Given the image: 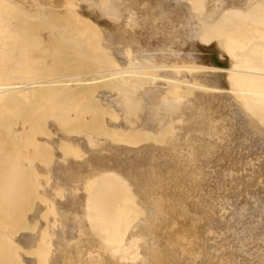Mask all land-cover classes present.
Here are the masks:
<instances>
[{"label": "bare ground", "instance_id": "6f19581e", "mask_svg": "<svg viewBox=\"0 0 264 264\" xmlns=\"http://www.w3.org/2000/svg\"><path fill=\"white\" fill-rule=\"evenodd\" d=\"M20 1L21 3L23 1L25 2V0L23 1L20 0ZM26 1L28 3L29 0H26ZM101 1H98L99 5ZM113 1L117 2L119 6L120 5L126 6L129 2L131 4V1H133L134 3L140 1L141 4L142 3L148 4L149 2V0H145L146 2L145 1L142 2L141 0H112L111 4L110 2L107 3L110 5L107 6L106 8L110 6L112 8ZM156 1L157 0H155V2ZM165 1H167L166 4L164 3ZM38 2L40 3L42 1H38ZM89 2H91V0ZM94 2L95 3H92V4H96L95 0ZM106 2L107 0H105V3ZM152 2L153 0L150 1L149 5H151ZM105 3L103 5H105ZM134 3H132V5L129 4L130 8L134 6ZM140 3H136V4H140ZM163 3L166 6L167 5L168 6L167 7L165 6L164 9H161V10L166 11L171 15V18L168 19V21L170 22V20H172L174 24L176 22L177 23L179 22L180 26L179 24H176V25H178V27L180 28L184 24L185 28L182 27L180 30L181 32L183 29L184 30L186 29V31L183 30V33L181 36L182 39L179 36L180 32L178 35V37H180L181 40L185 41L184 43H182L183 41L181 42L180 39L178 40L177 38L176 39L174 38L176 36L174 29H173L174 32H172V34H174V37L170 35L174 38L173 42L174 41L176 42V46L180 42L182 44L180 43V45L178 44V46H183L181 47L183 49V50L181 49V51H183L181 55L178 54V56H174L176 59L175 58L172 59V57H173V54L175 55L177 53H173V54L171 53L172 54L171 59L167 58L169 54L166 52L168 54L167 55L165 51H168V50L163 51L165 53V57L164 56L163 58L160 57L161 59H153V58L147 57L148 56L146 55L147 52L143 53L140 50H145L150 53V49L152 48H150L149 42H146V44L148 43L147 45L150 49L148 50L142 49L143 46L142 48L140 46L139 47L140 50L138 49L139 50L138 53L141 52L143 55H140V53L136 54L135 52L137 51L138 44L134 42L138 41L140 38L137 40L135 39V41L133 42L137 46L136 47L133 45V49L134 47H136V51L132 49V44H131L132 42L130 40L131 38L134 39V38L139 37V35L142 32L138 35L135 33L127 35L126 33L129 30L125 31L123 27L119 28L118 26L120 25L118 26L115 25V26L117 27L118 31L120 29L124 31V33L123 32L121 33L120 32L121 30H120L119 33H121L122 35L126 34L127 35L126 37H128V39L130 38L129 41L131 42L130 43L131 49L133 50V53H134L132 55L133 57H131L130 55L132 54L131 53L132 50L127 47V43H126V45L124 46L121 45V47H124V48L127 47L128 49H130L131 52L129 53V51H127V48H126V51L129 53L128 54L129 56H128L127 52L126 53L124 52L125 50L120 49L122 50V52H124L123 56L125 57L126 55L125 57L126 59L125 58L123 59V57L121 58L123 60H128L127 58L131 57L132 59H137V60L133 61L131 59L133 61L131 62L129 58V61H130L129 64H127L129 61L128 62L126 61L127 63H125V61L123 62V60L122 61L120 60L122 64H120L119 62V65H118V63L116 62L117 66H114V69L112 68L113 67L112 65L114 64H111V66H109L110 64L107 63L108 61H111L112 58H110V60L106 59L107 61L103 63L104 64L103 66H101L103 61H101V63L100 61H98V58L99 60H101L103 54H105L103 55L104 56L103 58H105L108 55H111L112 54L111 52L114 49H112V51L109 50V52H108V49L104 50V51H107V53H103L100 56L101 58L100 57L96 58L97 62H93V59H92L91 64L99 62L101 65L95 64V67H93L94 65L92 67L90 66L88 67L87 66L88 63L85 60V62L87 63L86 66L79 65L80 67L78 66L79 68L78 67L76 68V67H73V65L74 66L78 65L77 63L75 64L76 62L75 61L74 64L70 63L71 64L70 66L72 67L67 68L69 64L67 66L65 65L66 67L57 66L58 68L62 67L61 71L63 72L60 73L59 69L53 66L51 67L47 65L46 66L47 68H44L45 66L43 63L45 61L43 62L42 60H39V61H42L41 62L42 65L40 67L39 61L35 63L36 60H34L33 58H32L33 60L29 59L30 57L28 58L27 55H24L26 54V52H28V50L25 49V46L22 49L20 47V51L23 50L24 52V49L27 50L26 52H24V54L23 52L19 51V48L17 49V52L19 51V53L24 55V57L25 56L27 57V58H24V57L19 56L20 63L18 65L17 63L13 64V62L10 60L11 50L9 47H8L9 52L7 51L6 48L4 50L5 52H2L1 51L2 49L0 48V52L3 53V54H0V56L4 55L5 57L4 59L1 56L2 58L0 57L1 58L0 62L1 61L6 62V63L5 62L2 63V65L7 64L8 60L13 64V65L11 63H9L11 65L7 64L8 69H9V70H6L7 72L5 71L6 68L4 69V66L2 67L3 71H1L0 69V108L5 107V105L6 107L7 105L10 106L9 102L15 99L19 100L17 101V103L21 101L19 104H21L22 106L21 105L20 106L23 107V102H22L23 97L22 96H28L29 94H33L35 96L39 95L41 97V95L49 94L54 90L56 91L60 90L59 92H56L57 96L59 97V95L63 96L65 93L69 94V92L73 93V91L80 92V90L82 91L83 88L85 89L88 88L90 89V91L95 92V94L92 92L94 94L93 97L96 96V91L98 89L99 90L97 91V94L101 92L100 89L104 90L103 92L104 94L102 93L103 96L100 93L102 96L101 98H102V102L104 106H101L102 103L98 101V99L100 98L98 97L99 95L96 96V98L94 99L97 100L95 101V104L98 102L99 105L97 104V106L100 109L96 108V105L92 103V101H90V103L92 104V106L94 104L93 107L95 108H93L92 106H89L90 104L86 106L87 108L88 106L90 107L88 109L90 110V114H91L90 116L88 115L86 118V120L88 119L87 120L88 122L91 118H93V116L95 117L96 113H98L99 115L101 111V114H102L103 110L104 111L106 110V112L110 114V117H112V115L114 114L111 112L117 113L116 115L115 114L113 115V117L115 118L110 119V120L106 119L107 114L104 117V121L105 120L107 121V122L105 121L106 122L105 125L107 124L106 126L108 127H105L103 123L104 121L102 122L101 120V118L105 114L104 112L101 118L98 116L101 121L97 119L98 117L91 119V120L97 119L98 122H100L99 125L102 124L101 126H104V127H101L98 125L97 122H95V125H93L94 127H97L96 125L101 127V128L98 127V130L107 129V128H110V129H107V131L111 130L110 131L111 133L108 132L109 135L103 136L104 140H102L103 138H101L100 133L105 132L107 134V131L99 130L100 137L98 138V141L95 139H90V136L85 138L86 135L84 136V133H81L83 134L84 137L80 136L81 134L75 135L76 133H79L78 131L80 130L76 131L75 134H72L75 130H73V132L71 131L72 135L71 134L70 135L66 134L67 136L62 135L60 133L62 131L60 130L64 131L66 129L65 131L67 132V128H65V125H62V123L56 124L57 122L55 123L53 120V117L50 116L51 118H49V121L50 119H52L51 121H53V123L55 124H52V125L50 124L49 129L46 131L44 130V131L45 133L51 132L52 135L51 133L48 134L49 137L50 136L51 137L49 139L47 138V140H44L46 137L45 138L41 137V138L44 140V143L46 142L47 146L48 144L50 145V143L52 142V145L50 146L52 147V150H50V152L53 151L52 157L54 158L50 157L52 155V153H50L51 155H49V160L52 158L50 161H52L53 159L54 161H52V163L49 161L51 165L47 163L48 165H50L49 168H48V165H47V168L44 166L46 168V171L48 172L46 174L42 173L41 175L42 176L48 175V179H46L45 183H42V185L40 184V186H37L38 189L36 190V193L38 197L41 199V203H39V201L34 202L35 204L33 203L34 205L32 206L30 212L27 215H25L23 219L22 216H24L27 206L30 205L28 204L30 202L29 200H27L29 202L23 201L26 204V205L23 204L24 205L23 207H26L25 209H23L24 213L19 212L21 211L20 208L19 210H16V211H18L19 213V214L17 213L19 215L18 217L19 218L21 217L23 223H25L24 225L25 229L23 231H19L20 233L17 232L15 237L14 236L11 238L8 237L10 241H12L10 243L14 244L16 248L19 250L17 251L19 254L13 251L17 253V255L12 256V258L11 257L9 258L13 259L14 257L17 256L18 260L16 261L17 258L16 259L14 258V259L19 264H41V263L43 264L44 261H45L44 264H72L76 260L75 258L80 257L81 252H82L81 248L82 247L85 248L86 244H89L90 247H96L97 249L99 248L101 249L100 255L101 256L103 255L102 256L103 258L102 257L99 258L101 259L100 261L97 260L100 262V264H167L168 262H170L168 264H171V262H174L175 264V261H176L175 258L177 259L178 255H181L182 253L183 254L187 253L189 255H192V254L188 253V250L186 248H183L181 246V243H180L181 250L180 249L178 250L177 246H179V241L177 240H179L180 237H178L179 235L175 236L174 231L170 230L169 226H168L169 228L167 227L169 229L168 230L169 232L165 234L163 233L161 234L159 232L161 236L163 235V237L158 238L159 233L157 232L160 231V225L162 223L163 225L161 228H163L165 224H168L167 220L173 216L171 214H174V216H178V215L182 216L181 222H183L187 227L188 223L190 225L191 221H193V219L195 218L194 215L197 214V211H196L197 209L195 208L196 207L199 208L200 205H203V206L207 205L209 207L208 209L209 212L215 215V217L213 218V222L212 220L211 222H209V223H213L212 225L209 224L210 226L215 227L212 232L213 237L211 236L212 237L211 242L214 241L213 243L214 245L212 246V243L209 245L213 251L209 250L210 254L209 253L208 254L211 257L209 258L207 257L210 260L209 264H264V0H164ZM45 4L47 3L45 2ZM117 4L116 6L119 7ZM146 4H145V7L143 6L144 4H142L144 8H143V12H140V13L139 12L136 13L137 10L139 11L140 9H142V7L140 6H136V5L134 6V7H137V10L136 8L134 9L133 7L127 10H125L124 8L125 17H123V15H120L121 12L120 14L118 13L119 12L118 9H117L118 16L117 14L116 15L113 14V12L116 13V10L114 11L109 10V12H111L110 14L113 15L111 16L109 15V12H107L108 10L106 9V11L105 10L104 11L107 12L108 15L110 16L108 19L111 20L113 18L110 22L108 19H106V17L105 19H103L104 16L102 18V15L101 14L100 15H101V18L104 21L106 20L105 22L109 24L112 23L113 21V24L111 27L112 29L114 24L116 23L121 24V21H120L121 18L125 19L124 21L125 25L127 24L126 20L127 21L129 20L128 23L129 22L133 23L132 21L134 22L138 21L139 19L137 18L138 20H136L135 17L137 15L141 16L140 14L145 12L144 9L148 7V5ZM159 4L161 5V3ZM152 5L155 6L154 4ZM6 6L7 5L3 6L4 9ZM24 6H25V3H24ZM27 6L28 5L26 4V7ZM31 6L29 8H31ZM91 6L93 7L94 5H91ZM95 6L97 7V5ZM116 6L114 3L113 8L115 7L116 9ZM153 6H151L152 9H153ZM3 7H2V10H3ZM20 7L23 10L22 6ZM26 7L24 9H26ZM120 7L119 9H121ZM138 7L140 9H138ZM38 8H40V6ZM157 8L159 7L157 6ZM157 8H154V9H157ZM161 8H162V5H161ZM100 9L98 11L102 12L103 9L101 11ZM146 9H149V8H146ZM104 11L102 14H104ZM122 11H123V8H122ZM38 12H39V9H38ZM157 13L158 14L160 13L159 10L157 11ZM0 14H2L1 9H0ZM4 14L5 13H3V15ZM153 14L154 12L152 13V15ZM114 15L116 16L115 18H114ZM126 15L128 17L130 16V18L126 17ZM144 15H146L147 17L152 16L151 14L150 16H148V13H145ZM163 15L164 14H162V16ZM165 15H167V13H165ZM29 16L28 17L31 18V15ZM95 16H98V15L96 14ZM167 16L169 17V15ZM8 17H7V20H8ZM117 17H119L120 20ZM142 17L145 18L143 14H142ZM142 17L140 19L144 21L148 20L147 17L145 19H143ZM20 18L22 19V17ZM158 18L162 19V17H157L156 21H159ZM97 19L99 20V16ZM150 19L152 20V17ZM155 19L156 18L154 17L153 19L154 22H155ZM32 20L31 22L34 21ZM115 20H119V21H116V23H114ZM166 21L164 22V19L162 21L166 24L165 26H167V23H168V21L167 23ZM138 22L140 24H136V23H135L136 25L134 23L133 25L127 24L128 25L127 28H129V26H132L134 30L135 28L137 29L136 26L138 25L140 26L141 22L143 21L139 20ZM147 22H150V20ZM27 23L29 22H26V24ZM8 24L9 23H7V25ZM22 24L24 23L22 22L21 24H19V26H22ZM170 24L172 25L173 23L170 22ZM125 25L124 27L126 29ZM143 25H147V24H144L143 22ZM150 25H147L146 27L140 26L142 28H139V27L138 28L139 30H143L144 29L143 27H145V29L148 28V26L151 27V31L147 29V32H146L147 34L151 35L149 32H152V28L154 27H152L153 24H150ZM161 25L163 26L164 24H161ZM1 26H3V24ZM9 26L10 28L13 27L11 25ZM17 27L18 26H16V28ZM22 27L27 28L26 26H22ZM54 27L57 28L56 26ZM116 27L114 28L116 29ZM155 27L157 28V26ZM160 27H158L159 29H155V30L153 29V31H158V30L160 31ZM164 27H162L163 30H164ZM59 28L57 29L60 30ZM65 28H69V27L65 26ZM71 28H69V32L70 30L73 29ZM166 28L170 29L169 26ZM51 29H54V28H51ZM107 29L108 31H110V32L106 31L108 36L110 34L113 35L114 33V36L111 35L110 38L115 37V35L117 34V37H115L117 39H114V38L113 39L114 41L119 40L121 35L118 34V31L115 30L117 32L115 33V31L111 32V29L109 28ZM133 29H131L129 32H132ZM29 30H26V31L29 32ZM31 30H32V27H31ZM137 30L135 31L137 32ZM163 30H161L162 34L164 33ZM22 31H25V30H22ZM165 32H168V31H165ZM169 32L171 33L170 30ZM176 33L178 34V31ZM32 34L34 33L31 32V35ZM64 34L63 36H66ZM3 35L5 36L6 34H3ZM14 35H15V32H14ZM18 35H15V36L17 37ZM104 35H106V33ZM143 35H144V32H143ZM4 36L2 37L1 35V37L5 39L6 37H8V34L5 37ZM19 36H21V34ZM19 36L17 39H19ZM10 37H13V36H10ZM30 37L31 36H29V39L32 40L33 37L31 38ZM37 37H35L33 42L37 40L36 39ZM57 37H58V34H57ZM124 37L120 38V40L121 41L125 40ZM152 37H153V34H152ZM152 37L150 36L148 38L152 39ZM159 37L160 36H158L157 43L158 41H160V39L163 40L162 35H161L162 38L160 37L159 39ZM165 37L168 38L167 36ZM166 38L164 40L167 41ZM113 39H111V41ZM146 39L147 37L145 38V40ZM55 40H57V38ZM141 40L142 39H140L139 41ZM147 40L151 41L149 39ZM169 40L172 41V38H169L168 42H170ZM63 41H64V37H63ZM70 41L72 40L70 39ZM163 41L162 42L160 41V44L162 43V46L161 45L159 46L157 44L160 48L163 47V45L165 46L168 43V42L166 43V41H164L165 43H163ZM33 42H32V45H34ZM175 42L173 44H175ZM36 43L38 44L39 42H36ZM60 43L63 44L62 42ZM76 43H78V41ZM80 43H82V41ZM112 43L110 44L108 43V44L111 45ZM116 43L118 45L119 42L115 41L114 43L115 48L118 49L119 47H116L117 46L115 45ZM28 44H30L29 41H28ZM141 44L143 45L144 43L142 42ZM151 44L152 46H154L155 41H154V44L153 42ZM15 45L18 47L21 46L19 45V43L18 45L15 43ZM32 45H30L31 48H32ZM68 45L70 46V44ZM81 45L83 46V43ZM171 45L170 47L168 46V44L166 45L167 48H169V50L172 49ZM16 46L14 47L16 48ZM82 46H81V49H82ZM66 47L64 46L63 48H65L66 50ZM79 47H80V44H79ZM15 48L13 49L15 50ZM72 48H75V47L72 46ZM154 48L156 49L158 47L156 46ZM173 49L175 50V48ZM82 50H80V52ZM174 50L172 52H174ZM46 52L48 53V51ZM116 52L113 55H116ZM120 52L121 51H118L119 54ZM158 52L156 56H158L159 58L160 54L158 55ZM85 53H88V52H84V54ZM152 53H156V52H154V50L151 51L150 53L151 57L153 55ZM5 54H7V56L9 55V57L5 56ZM119 54L116 56L118 57ZM135 54L137 55L138 58L140 55V58L138 59L137 57H135L136 56ZM40 55L39 57H41ZM55 55L56 54L54 53L53 56ZM76 56L78 55L76 54ZM88 56H90L91 58V55H88ZM120 56L118 57L119 59H121ZM55 57L57 58V56ZM94 57L96 56L94 55ZM6 58H8L7 61H6ZM58 58H60V56ZM69 59H68V62H70ZM96 59L94 58L95 61ZM78 60H81V59L78 58ZM166 61H168L169 63ZM59 62H64V61H62L61 59V61ZM37 63L39 64L34 66V64H37ZM105 63H107L108 65L105 66ZM2 65H0V68ZM82 65H85V63H83ZM9 66L13 67V68L11 67L13 69L12 71H10L11 68H9ZM117 81L122 83L123 85L127 83L126 84L127 87L126 86L125 87L128 88V91L129 89H131L130 90L131 94L128 92L132 97V99L129 98L130 100H132L130 101V103L127 97H124L123 95L122 96L125 99H122L123 97L120 94L118 95H120L122 98L120 97L119 99L117 98L119 97L118 95L115 98L116 93L115 94L112 93V95H110L111 92L105 93V91H109V90H106V86L104 85L105 86L104 88L103 84L110 83V85L113 86L115 82ZM111 82L114 84H111ZM118 82L115 85L118 84L117 86L119 90L120 89L119 86L122 87L123 85L122 86L121 84L119 85ZM101 84L103 88L100 87ZM94 86L98 87V89L96 90ZM91 87L95 89L96 91L92 90ZM126 88L124 89L121 88L119 93L121 91L125 93ZM88 89L87 91H89ZM108 89H113V88L108 87ZM75 92L73 94H76ZM81 93H83V91ZM92 93H90L91 96H92ZM130 95L128 97H130ZM20 96L22 97V99ZM54 96L55 94L53 96H51L50 94L49 99L55 98V100H57V98ZM69 96H71V94ZM93 97L91 99H93ZM67 98L68 96L65 99ZM52 99L49 101H52ZM94 99H93V102H94ZM115 99L116 100L118 99V102ZM31 100L33 101V98ZM120 100H122V102H119ZM23 101H26V100H23ZM54 101L50 103L53 105ZM5 102H8V104L6 103L4 105ZM70 102H73V101H70ZM70 102H68V104ZM66 103L67 102L64 101V104ZM128 103L129 104L132 103L131 104L132 106L130 105L132 108L129 106L130 109L132 110V114L131 112L130 114L128 113L130 110L128 109L129 107L127 106L129 105ZM39 105H42V104H39ZM85 105L86 104H84L83 106ZM99 106H101L103 109ZM60 107H62V105ZM60 107H58L59 109L56 107L58 111L62 109ZM8 108L10 109V107ZM54 109H55V106H54ZM93 110L95 114H93L94 113ZM133 110L135 111V113H133ZM58 111L55 114V118H54L56 119L55 121L59 120L60 111L59 112ZM66 111L67 113H69L70 111L72 113L73 110L69 109L68 111L66 109ZM75 113L76 112L72 114L74 115ZM66 115H65L66 119L69 118V117L67 118V116L72 117V115H67V116ZM75 115L73 116V118H75ZM130 115H134L135 117H133V119H130L131 117ZM2 116L4 115L2 114ZM116 116H119V118ZM3 118L4 117H2V119ZM82 119L83 118H81L80 120ZM68 120L70 122V120H73V119L69 118ZM86 120H83V121L86 122ZM45 121L46 120H44V122ZM26 122L27 121L25 122L16 121L15 122L16 125L14 127H10L11 129L8 127L10 130H8L7 128L9 133L8 132L6 133H8V135L15 134V135H20V136L22 134H25V132L28 130L27 129L28 123ZM40 122H38L39 123L38 125H40ZM61 122H65V121L61 120ZM2 123L3 121L0 122V124ZM38 125H33V126L38 129ZM44 126H45L44 127L45 129L46 127L48 128L47 125H44ZM62 126H64V128ZM66 126L68 127V125ZM32 128L33 127H31V129ZM97 131H96V135H97ZM113 132L115 134L119 133L118 135H115L118 137V139L120 138L123 139V137L125 138V136L129 134H133L134 138H133L132 143L134 144L132 145L129 142L131 145H125L126 142H124L123 140H120L124 142V144H122L121 142H119V140H117V137L115 141L116 142L118 141V142L117 143L113 142L114 143L113 144L112 140H114L115 137L113 136L114 137L113 138L112 135H110ZM86 134L89 135V133H86ZM0 136L2 137L0 139H3V142L1 143L3 147H5L6 145V143L4 142L5 135L2 136L0 134ZM107 136H109V138ZM119 136L121 137L119 138ZM129 136L131 137V135ZM129 136L126 137L128 138V140L125 139L126 141L131 140L129 139ZM94 137L97 138L96 136ZM20 138L22 139L23 137H19V139ZM35 138L37 139V141L36 139H34L36 142H38L39 140H42V139H38L39 137H35ZM105 138L106 139L111 138L112 140L110 139L111 142H109L110 140H106ZM47 141L50 143H48ZM96 142L97 144H95ZM16 143L17 142H15V144ZM7 147L8 146H6V148ZM50 147L49 146L45 147V149L50 148ZM71 150L76 152V154H73ZM0 151H2L3 153V149ZM79 152H82L83 155L85 153L86 156L82 155L83 156L82 158L81 156L78 155L77 157V154H79ZM2 153L0 152V154ZM72 154L75 160L74 159L72 160V156H71ZM11 157H13V155ZM2 160L3 161H0V162H2V164L4 165L3 162H6L7 159L5 160L2 159ZM9 161L10 163L11 162L14 163L13 159L12 161L8 160V163ZM23 162L25 161L23 160ZM25 163L27 165L28 162L26 161ZM4 166L8 169L7 166H10V165L7 164ZM4 166L3 168L4 170H6ZM18 167L20 169V166ZM38 167L36 168L37 170L39 169ZM31 168L34 169V167L32 166ZM21 169L23 170V168ZM21 169L20 171L23 173ZM4 170L2 169V172L0 170V173L2 174V177H0V179L2 180L4 175H7V177L10 178V180H7L9 181V183L7 184L10 185V182L12 179L11 178L12 176L10 175H11L12 170L11 171L9 170L7 173L5 171L6 174H4ZM38 171H36L37 172V174L35 173L36 175H38L39 172L41 173L42 169L39 172ZM37 183H38V179H37ZM161 183L163 185L162 187L161 186L159 187V184ZM22 184H24V182H22ZM160 188H161V193H159ZM23 190H24V187H23ZM204 190H206V194H203L205 193ZM16 193L19 194V191ZM23 193H22L23 196L27 195L25 194V191H23ZM22 194L19 195L18 197L20 198ZM27 196H29V194ZM27 196H24V197L27 199ZM11 197H13V194ZM16 198L14 200H16ZM28 198L30 199V196ZM198 198H199L200 204H197L198 201L197 203L195 201V199H198ZM19 202L21 201H18V203L17 202L16 203L19 204ZM21 205L19 206L21 207ZM14 207H16V209L18 208L17 206H14ZM10 208H13V207H10ZM46 209L47 211L50 210L51 212V215L49 217H46V214L44 215ZM1 212H3V210ZM20 214L22 216H20ZM203 214L204 216L206 215V213H203ZM0 215L2 216V214ZM8 215H10V213ZM207 215L209 216L208 213ZM12 216H9V217H12ZM44 216H45L44 218L45 220L42 221V218ZM200 217H201V214L199 215V218ZM21 218L19 219V221L21 220ZM5 220L6 221H4V224L5 222L8 224L7 218ZM8 220L10 222L9 218ZM16 222L18 225L19 222L18 221ZM11 223L13 222L11 221L10 224ZM183 223H180V224L184 226ZM195 226L193 228H195ZM204 227L205 226H203L202 228L205 229ZM185 229H184V233L182 232V229H181L180 230L181 233L185 234ZM198 231L196 232L198 233ZM188 234L192 235V233H188ZM187 237L189 238V236ZM201 239H203V236L201 237ZM197 241H200V240H197ZM222 242H224L223 245H222ZM43 243H45L44 248H43ZM192 243L194 244L193 241ZM208 244L206 243V246ZM167 246L169 247V249L166 248ZM191 247H188V248L190 249ZM201 247L202 246L200 244L199 248ZM7 248L5 249L7 250ZM9 248L7 252L6 250H3V251L9 254L11 252ZM20 250L22 252H20ZM85 251L82 253H85ZM28 252H33V253L35 252L36 257L34 258H31V256L28 257L26 255V253ZM93 252H97V251H93ZM20 253L22 255H20ZM6 255L5 257H8V255L7 256ZM97 256H99V254H97ZM201 256H204V255H201ZM188 257H191V256H188ZM194 257L195 256H193L192 258ZM9 258L5 259L3 257L2 260L9 261L10 260ZM82 258L80 257V263L82 261L81 260ZM182 258H183L182 259L183 264H194L193 261H189V259L185 257H182ZM71 260L73 262L69 263ZM86 260H87V257H86ZM172 260H175V261H172ZM3 262L4 261H1L0 264ZM75 262L73 264H75ZM94 262L96 263V261ZM177 262H178V259H177ZM195 262H197V260ZM203 262H201V264ZM205 262H207V260ZM6 263L4 262V264ZM85 263H87V261ZM179 263L180 262H178V264Z\"/></svg>", "mask_w": 264, "mask_h": 264}, {"label": "rangeland", "instance_id": "374dc122", "mask_svg": "<svg viewBox=\"0 0 264 264\" xmlns=\"http://www.w3.org/2000/svg\"><path fill=\"white\" fill-rule=\"evenodd\" d=\"M5 1V2H4ZM15 0H0V9H1V13L2 14H0L1 16H0V29L1 28H3L4 26V28L3 29H1V31H0V48L2 49L1 51L2 52H5L4 50H5V48L7 49V51L9 50L8 49V47L10 48V50H11V56H10V60L13 62V64H15V63H17V65L20 63V61H19V56H21V57H24V55H27V57L29 58V59H31V60H36L35 61V63L37 62V61H39V60H42L44 63V68H47L46 66L48 65V66H53V67H56V68H58V67H60V66H62V67H66L68 64V66H67V68L68 67H72V66H70L71 64H74V62H75V64L77 63L78 65H76V66H74L73 65V67H78L79 65H81V66H86V64L88 63V67L90 66V67H92L93 65V67H95V64H97V65H99L100 63H101V61H103L102 62V65L101 66H103L104 64V62L105 61H107V60H110V58H112L111 59V61H108L107 63L108 64H110L109 66H111V64H114V65H112L113 67V69H114V66H117V63H118V65H119V62H120V64H122V60L126 57V55H125V57L123 56L124 55V52L126 53L127 51H129V53L131 52L130 51V49H131V44H132V49H133V45L134 46H136V44H138V47H137V51H136V47H134V49L133 50H135L134 52L136 53V54H139L140 53V55H143L141 52H147V54L146 55H148L147 57H150V58H153V59H161V58H163V56L165 57V53L168 55V57L167 58H170L171 59V57H172V54L173 53H177V54H173V57H172V59H174L175 57L174 56H178V54H180L181 55V53L183 52V51H181V47H183V46H178V44L180 45V43L183 41V40H181L182 39V33H183V30H182V32L180 31L181 30V28L183 27V28H185V26H184V24L182 25V27L180 28V27H178V25H176V24H179V22L177 23H175L174 24V22L172 21V20H170V22L171 23H173L172 25L170 24V22L168 21V19H170L171 18V15L168 13V12H166V11H163V10H161V9H164V7L166 6L165 4H166V2L167 1H165L164 3H163V1L164 0H157L156 2H158V3H156L155 2V0H153V2L151 3V5H149V3H150V1H152V0H149V2H148V4H146V3H142V4H144L143 6L145 7V4L146 5H148V7H146V8H149V9H144L145 10V12L144 13H141L140 15L141 16H139V15H137L135 18H136V20H141V21H143L144 22V24H147V25H150V24H153V26L152 27H154V28H152V32H149V30L151 31V27H149L148 26V28H146L145 29V27L147 26V25H143V22H141V25L140 26H145V27H143L144 29L143 30H139V28H142V27H140L139 25L138 26H136L137 27V29L140 31H138L136 28H135V26H134V28H135V30H137V32L132 28V26H129V28H131V29H133V31L132 32H129L131 29H129V28H127L128 27V25L129 24H132L133 25V23L135 24H140L138 21H136V22H134V21H132V19H131V21L133 22V23H128V21L126 20V22H127V24L125 25V19H123V18H121V20H120V18L119 17H121V16H119V17H117V18H119V20L121 21V24L119 23V24H117L116 23V21H119V20H115L114 21V23H116V24H114V26H113V28L114 27H116L115 25H120V26H118L119 28L121 27H123L124 28V30L125 31H128L126 34L128 35H130V34H140L141 32V34L139 35V37H137V38H131V40H130V38L128 39V37H126L127 35L126 34H124V35H122L121 33L123 32L124 33V31L122 30V29H120L119 31L121 32V33H119V31H118V29H117V27H116V29L114 28V30H113V28L111 29V27H112V24H113V21H112V23H107V22H105L103 19H105V17H106V19H108L110 16L109 15H111L110 13L111 12H109V10L111 11V10H116V13L115 12H113V14H117V12H118V10H119V14H120V12H121V14L120 15H123V17H125V11H124V8H125V10H127V9H129L130 8V5H132V3H134L133 1H131V4H130V2L126 5V6H122V5H120L119 6V4H117V2H115V1H113V5H112V8H111V6L110 7H108V8H106L107 6H109L110 4H111V2H112V0H107V2L105 3V0H103V1H101V0H95L96 1V4H92V3H95L94 2V0H91V2H89L90 0H38V1H42V2H38L37 0H29L28 1V3H27V1L25 0V2L23 1L22 3H23V5H22V3H21V1L20 0H17V1H15ZM20 1V2H19ZM37 1V2H36ZM86 1V2H85ZM98 1H101V3H100V5H99V2ZM142 2H144L145 0H141ZM4 2V3H3ZM19 4H18V3ZM30 2V3H29ZM36 2V3H35ZM45 2L47 3V4H45ZM89 2V3H88ZM108 2H110V4H107ZM146 2V1H145ZM9 3V4H8ZM10 3H11V5H10ZM24 3H25V6H24ZM43 3V4H42ZM76 3V4H75ZM105 3V5H103ZM114 3H115V6H116V4L121 8V9H119V7H117L116 6V9H115V7L113 8V6H114ZM136 3H140V1H138V2H135L134 3V6L136 5V6H140V4H136ZM159 3H161V5H162V8H161V5L159 4ZM26 4L28 5L27 7H26ZM39 4V5H38ZM74 4V5H73ZM84 4V5H83ZM94 5L93 7L91 6V5ZM130 4V5H129ZM142 4H141V6L140 7H142V9H140L139 7H138V9H140V10H142V11H138L137 10V7H134V6H132L134 9L136 8V13L137 12H143V6H142ZM152 4H154L155 6H153ZM4 5H7L6 7H5V9H4ZM13 5V6H12ZM32 5V6H31ZM36 5V6H35ZM43 5V6H42ZM47 5V6H46ZM95 5H97V7L95 6ZM20 6H22V8H23V10L21 9V7ZM31 6V8H29ZM40 6V8H38ZM150 6V7H149ZM151 6H153V9H152V7ZM157 6L159 7V8H157ZM168 6V5H167ZM166 6V7H167ZM2 7H3V10H2ZM12 7V8H11ZM20 7V8H19ZM26 7V9H24ZM45 7V8H44ZM69 9H68V8ZM71 7V8H70ZM82 7H83V9H82ZM86 7V8H85ZM90 7V8H89ZM105 7V8H104ZM131 7V8H132ZM33 8H35V9H33ZM39 9V12H38V9ZM81 8V9H80ZM96 8V9H95ZM97 8H101L100 9V11L102 10V12H99L98 10L99 9H97ZM110 8V9H109ZM122 8H123V11H122ZM130 8V9H131ZM154 8H157L158 10H159V14L157 13V9H154ZM11 9V10H10ZM22 10V11H20V10ZM30 9V10H29ZM106 9L108 10L107 12H109V15H108V13L107 12H105L106 11ZM118 9V10H117ZM25 10H26V12H25ZM53 10V11H52ZM81 10V11H80ZM105 10V11H104ZM121 10V11H120ZM148 12H147V11ZM150 10V11H149ZM155 10V11H154ZM157 10V11H156ZM161 10V11H160ZM12 11H13V13H12ZM17 11V12H16ZM103 11H104V14L106 15H104V14H102L103 13ZM6 12H7V14H6ZM33 12V13H32ZM151 12V13H150ZM154 12V14L152 15V13ZM156 12V13H155ZM161 12H163V13H161ZM3 13H5L4 15H3ZM16 13V14H15ZM17 13H18V15H17ZM49 13V14H48ZM83 15H82V14ZM93 13V14H92ZM122 13H124V14H122ZM138 13V14H139ZM145 13H148V16H150V14L152 15L151 17H152V20L150 19L151 17H147L146 15H144ZM165 13H167V15H169V17L167 16V15H165ZM11 14H13V15H11ZM23 14H24V16H23ZM29 16V15H31V18H29L27 15ZM98 15L99 16V20L97 19L98 18V16H95V15ZM102 15V18H103V16H104V18L102 19L101 18V15ZM142 14H143V16L146 18H148V20H142V19H140L141 17H142ZM155 14H156V16L157 17H162V19L161 18H158L159 19V21H156L157 20V17L155 16ZM160 14H161V16H160ZM162 14H164L163 16H165L166 17V19H165V17H163L162 16ZM13 16V17H11V16ZM22 15V16H21ZM26 15V16H25ZM85 15V16H84ZM114 15V18L116 17ZM9 16V17H8ZM35 17V19H34V17ZM40 16V17H39ZM84 16V17H83ZM108 16V17H107ZM111 16H113V15H111ZM117 16H118V14H117ZM139 16V17H138ZM156 18L155 19V22H157L158 23V25H160V26H162L161 24H164L162 27H164L166 24L164 23L166 20L168 21V23H167V21H166V23H167V26H165L164 27V30H163V28L162 27H160V26H158L157 25V23H155L154 22V17ZM5 17H6V19H5ZM7 17H8V20H7ZM20 17H22V19L20 18ZM28 19H27V18ZM93 17V18H92ZM126 17H128L127 15H126ZM132 17V16H131ZM17 18V19H16ZM21 20H20V19ZM41 18V19H40ZM77 18V19H76ZM81 18V19H80ZM90 18V19H89ZM116 18V19H117ZM128 18H130V16L128 17ZM135 18H134V20H135ZM138 18V19H137ZM143 18V17H142ZM145 18H143V19H145ZM2 19V20H1ZM27 19V20H26ZM34 21H33V20ZM111 19V18H110ZM113 19V18H112ZM111 19V20H112ZM163 19H164V22H162L163 21ZM4 20V21H3ZM13 20V21H12ZM31 20L33 21V22H31ZM46 20V21H45ZM72 20H73V22H72ZM103 20V21H102ZM109 20V19H108ZM111 20H109V22L111 21ZM150 20V22H152V23H150V22H147V21H149ZM2 21V22H1ZM18 21V22H17ZM21 21V22H20ZM20 22V23H19ZM24 23V24H22V26H26L27 28H29V29H27V28H25V27H22V26H19V24H21V23ZM26 22H29V23H27L26 24ZM63 22V23H62ZM124 22V23H123ZM138 22V23H137ZM162 22V23H161ZM7 23H9L8 25H7ZM12 23V24H11ZM16 23V24H15ZM32 25H31V24ZM94 23V24H93ZM126 26V29H125V27H124V25ZM156 25H155V24ZM3 24V26H1ZM14 24V25H13ZM29 24H30V26H29ZM43 25V27H42V25ZM103 24H105V25H103ZM135 24V25H136ZM9 25H11V26H13L12 28H10V26ZM28 25V26H27ZM52 25H54V26H56L57 28H59L60 30H58L57 28H55L54 26H52ZM16 26H18L17 28H16ZM65 26L67 27H69V28H71L72 30H70V32H69V28H65ZM76 26H78V27H76ZM100 26H101V28H100ZM109 28V29H111V32H114L115 30L116 31H118V34L119 35H121L120 36V38H123L124 36V38H125V40H120V38H119V40H115V41H118L119 42V46L117 45V43L115 44V45H117L116 47H119L118 49H116L115 48V46H114V43H115V41H114V39H117V38H115V37H117V34L115 35V37H111L110 38V36L112 35V34H110L109 36L107 35V32H110V31H108V29L106 28ZM151 26V25H150ZM155 26H157V28L155 27ZM169 26V28L170 29H168V28H166V27H168ZM179 26H180V24H179ZM15 27V28H14ZM31 27H32V30H31ZM62 27V28H61ZM139 27V28H138ZM158 27H160V33L158 32V31H153V29L155 30V29H159ZM175 27V28H174ZM178 27V28H177ZM9 28V29H8ZM39 28V29H38ZM51 28H54V29H51ZM96 28V29H95ZM107 29V30H105V29ZM167 30H166V29ZM11 29V30H10ZM14 29H16V30H14ZM17 29H19V30H17ZM65 29V30H64ZM81 29V30H80ZM102 29V30H101ZM104 29V30H103ZM147 29H149L148 30V32L151 34V35H149V34H147L146 32H147ZM173 29H174V31H175V34H176V36L174 37V34H172V32H174L173 31ZM4 30V31H3ZM22 30H25V31H22ZM26 30H29V32L28 31H26ZM57 32H56V31ZM145 30V31H144ZM161 30H163V34H162V31ZM169 30L171 31V33L169 32ZM5 31H6V33H5ZM62 31V32H61ZM64 31H66V32H64ZM72 31V32H71ZM107 31V32H106ZM115 31V33H117ZM165 31H168V32H165ZM178 31V34L176 33ZM184 31H186V29L184 30ZM14 32H15V35H20L21 34V36H19V39H17L18 38V36L16 37L15 35H14ZM21 32V33H20ZM31 32L32 33H34V34H32L31 35ZM59 32V33H58ZM77 32V33H76ZM85 32H86V34H85ZM104 32V33H103ZM143 32H144V35H143ZM179 32H180V35H179ZM18 33V34H17ZM25 33V34H24ZM65 33V34H64ZM72 35H71V34ZM106 33V35H104ZM146 33V34H145ZM161 34L162 35V37H163V40L166 38L165 36H167L168 38H166L167 39V41L166 40H164V41H166V43L168 42V39L169 38H172V41H170V42H168L167 44H168V46L170 47V45H171V48L173 49V48H175V50H174V52H172L173 50L172 49H170L169 50V48H167V44L164 46L163 45V47H159L160 45L162 46V43L160 44V41L162 42L163 40L162 39H160V37H161V35H159V34ZM166 33V34H165ZM185 33V32H184ZM3 34H8V37H6L5 39L4 38H2L4 35ZM9 34H11V35H9ZM13 34V35H12ZM57 34H58V37H57ZM63 34L64 35H66V36H63ZM78 34V35H77ZM152 34H153V37H152ZM154 34H158L157 35V37H156V35H154ZM164 34H165V36H164ZM1 35H2V37H1ZM5 35V36H6ZM35 35V36H34ZM37 35H38V37H37ZM103 35V36H102ZM119 35H118V37H119ZM143 37H142V36ZM149 35V36H148ZM170 35H172L175 39L177 38L178 40L180 39V37H181V42L180 41H178V42H180V43H178L177 44V46H176V42H175V44H173L174 42H173V40H174V38L172 37V36H170ZM178 35L180 36V37H178ZM4 36V37H5ZM10 36H13V37H10ZM29 36H31V37H33L32 38V40L31 39H29ZM56 36V37H55ZM68 36V37H67ZM85 38H84V37ZM96 36V37H95ZM107 36V37H106ZM112 36H114V33H113V35ZM147 37V39H149V40H151V41H148L147 39V41L145 40V38ZM152 37V39L151 38H148V37ZM155 36V37H154ZM158 36H160L159 37V39H160V41H158V43H157V40H158ZM170 36V37H169ZM16 37V38H15ZM21 37V38H20ZM30 37V38H31ZM35 37H37L36 39L38 40V38H39V40L37 41V40H35V42H33L34 41V39H35ZM62 37V38H61ZM63 37H64V41H63ZM69 39H67V38ZM103 37V38H102ZM109 37V38H108ZM161 37V38H162ZM24 38V39H23ZM57 38V40H55ZM83 38H84V40H83ZM142 39L141 41H139L140 39ZM154 38V39H153ZM156 38V39H155ZM7 39V40H6ZM11 39V40H10ZM17 39V40H16ZM26 39H28V40H26ZM65 39H67V40H65ZM70 39L72 40V41H70ZM101 39V40H100ZM108 39H110V40H108ZM111 39H113L112 41H113V43H112V41H111ZM128 41H127V40ZM133 39V40H132ZM135 39L137 40V39H139L138 41H136V42H134L135 41ZM184 39V38H183ZM20 42H19V41ZM30 40H31V42H30ZM105 40H107V41H105ZM132 42H130V41ZM155 41V45L154 46H152V42H153V44H154V41ZM11 41V42H10ZM28 41H29V43L30 44H28ZM58 41V42H57ZM78 41V43H76ZM82 41V43H83V46L81 45L82 43H80V42ZM96 41V42H95ZM105 41V42H104ZM108 41H110V42H108ZM125 41V42H124ZM163 41V43H165ZM177 41V40H176ZM18 45V43H19V45H21V46H16L15 45V43ZM22 42V43H21ZM25 42V43H24ZM32 42H33V44L35 45H32ZM36 42H39L38 44L36 43ZM47 42H48V44H47ZM60 42H62L63 44H61ZM65 42V43H64ZM71 42V43H70ZM103 42V43H102ZM123 42V43H125V44H121V43ZM136 43V44H134V43ZM143 42L144 44H146V42H149V46H150V48H154V47H158V48H154L153 50H154V52H156V53H152L153 55H152V57L150 56V53H151V51H153L152 49H150L149 47H148V43L146 44V45H142L141 43ZM173 42V43H172ZM185 41H183L182 43H184ZM37 44V46H36V44ZM75 43V44H74ZM107 43V44H106ZM110 43H112L111 45L112 46H114V47H112L111 45H109ZM126 43H127V47L128 48H130V49H128L127 47V51H126V48H124V47H121V45H126ZM131 43V44H130ZM181 43V44H182ZM13 44V45H12ZM24 44H26V45H24ZM43 44V45H42ZM68 44H70V46L68 45ZM72 44V45H71ZM79 44H80V47H79ZM102 44V45H101ZM106 44V45H105ZM159 46H158V45ZM30 45H32V48H31V46ZM38 45H39V47H38ZM55 45V46H54ZM58 45V46H57ZM68 45V46H67ZM107 45H108V47H107ZM130 45V46H129ZM175 45V46H174ZM14 46H16V48L14 47ZM25 46V49H27L28 50V52H26L27 50H25L24 49V52H26V54H24V52H23V50H21L20 51V47H21V49L23 48ZM27 46V47H26ZM34 46V47H33ZM61 46V47H60ZM66 47V50H65V48H63V47ZM72 46L73 47H75V48H72ZM81 46H82V49H81ZM99 46H101V47H99ZM141 46V48H142V46H143V48L142 49H146V50H148V49H150V53L148 52V51H145V50H140V47ZM152 46V47H151ZM173 46V47H172ZM36 47V48H35ZM56 47V48H55ZM104 47V48H103ZM121 47V48H120ZM146 47H148V48H146ZM180 47V48H179ZM13 48H15V50L13 49ZM19 48V51L20 52H23V54L24 55H22L21 53H19V51L17 52V49ZM41 48V49H40ZM111 48V49H110ZM159 48H160V50H159ZM177 48V49H176ZM180 50H179V49ZM192 48H193V46H192ZM31 49V50H30ZM60 49V50H59ZM74 50L73 52L72 51H70V50ZM77 49V50H76ZM90 49V50H89ZM106 49H108V52H109V50L110 51H112V49H114L111 53V55H108V54H106V55H108V56H106L105 58H103L104 56L103 55H105V54H103V53H107V51H104V50H106ZM116 49V50H115ZM120 49H123V50H125L124 52H122V50H120ZM131 49V50H132ZM141 51V52H139L138 53V51L139 50ZM158 49V50H157ZM42 50V51H41ZM65 50V51H64ZM69 50V51H68ZM75 50H76V52H75ZM80 50H82L81 52H80ZM103 52H102V51ZM133 50H132V54L130 55L131 57H133L132 55L134 54L133 53ZM155 50H157V51H155ZM162 50V51H161ZM165 50H168V51H165ZM172 50V51H171ZM178 50H179V52H178ZM183 50V49H182ZM7 51H6V53H7ZM13 51V52H12ZM32 51V52H31ZM46 51H48V53L46 52ZM59 51V52H58ZM79 51V52H78ZM117 51V52H116ZM118 51H121L120 52V54L118 53ZM159 51V52H158ZM163 51H165V53L163 52ZM170 51V52H169ZM181 51V52H180ZM9 52V51H8ZM42 52V53H41ZM58 52V53H57ZM78 52V53H77ZM83 52V53H82ZM84 52H90L89 54L88 53H85L84 54ZM115 52H116V55H118L119 54V56H120V58L121 57H123V59L121 58V59H119L116 55H113V54H115ZM157 52H158V55L160 54V56H159V58H158V56H156L157 55ZM161 52V53H160ZM162 52H163V54H162ZM54 53L56 54L55 56H57V58L55 57V56H53L54 55ZM60 53V54H59ZM74 53V54H73ZM96 53H98V54H96ZM100 53V54H99ZM123 53V54H122ZM128 52H127V55L129 54ZM149 53V54H148ZM172 53V54H171ZM0 54H3V53H1L0 52ZM41 54V55H40ZM58 54V55H57ZM76 54L79 56H76ZM81 56H80V55ZM103 54V55H102ZM135 54V55H136ZM154 54H155V56H154ZM34 55V56H33ZM37 57H36V56ZM39 55L44 59H42L41 57H39ZM73 55V56H72ZM83 55V56H82ZM88 55H91V58H90V56H88ZM94 55L96 56V57H94ZM98 55V56H97ZM102 55V58H103V60H102V58L100 57ZM140 55H139V58H140ZM166 55V56H167ZM171 55V56H170ZM4 59H5V57H4V55H1ZM0 56V57H1ZM5 56H7V54H5ZM33 56V57H32ZM60 56V58H58ZM67 56V57H66ZM69 56V57H68ZM71 56V57H70ZM75 56V57H74ZM89 57V58H87V57ZM113 56V57H112ZM129 56V55H128ZM170 56V57H169ZM1 57V58H2ZM7 57H9V55L7 56ZM26 56L24 57V58H27ZM50 57H52V58H50ZM66 57V58H65ZM93 57V58H92ZM98 57H100L101 58V60H99V58ZM131 57H129L130 58V60L132 59ZM135 57H137V55L135 56ZM134 57V58H135ZM155 57H157V58H155ZM161 57V58H160ZM0 58V59H1ZM33 58V59H32ZM40 58V59H39ZM54 58V59H53ZM70 58V59H69ZM78 58L79 59H81V60H78ZM94 58L96 59V58H98V61H100V63L98 62V63H93V64H91V62H92V59H93V62H97V59H96V61L94 60ZM109 58V59H108ZM129 58H127L128 60H123V62L125 61V63H127L128 61H129ZM138 58V57H137ZM138 58V59H139ZM60 59V60H59ZM61 59H62V61H64V62H59V61H61ZM64 59V60H63ZM68 59H69V61L70 62H68ZM83 59V60H82ZM88 59V60H87ZM91 59V60H90ZM107 59V60H106ZM118 59V60H117ZM126 59V58H125ZM176 59V58H175ZM8 60V58H6V61ZM85 60L87 61V63L85 62ZM90 60V61H89ZM121 60V61H120ZM133 61L134 60H137V59H132ZM131 60V62H133ZM42 61H39V63H40V67H41V65H42ZM66 61H67V63H66ZM127 61V62H126ZM169 61V60H168ZM168 61H166V62H168ZM5 61H1L0 62V65H2V63H4ZM81 62V63H80ZM109 62H111V63H109ZM113 62V63H112ZM117 62V63H116ZM6 63V62H5ZM9 63H11L9 60L7 61V64H9ZM39 63H37V64H34V66L35 65H38ZM52 65H51V64ZM60 63V64H59ZM71 63V64H70ZM83 63H85V65H82ZM107 63H105V66L106 65H108ZM130 63V61L127 63V64H129ZM169 63V62H168ZM7 64H3L2 66H1V71H3V66H4V69H5V71L6 70H9L8 69V65ZM12 64V63H11ZM11 64H9V65H11ZM12 64V65H13ZM46 64V65H45ZM90 64V65H89ZM66 65V66H65ZM58 66V67H57ZM12 67V66H11ZM10 66H9V68H11ZM61 67V68H62ZM80 67V66H79ZM78 67V68H79ZM13 68V67H12ZM10 69V71H12L13 69ZM61 68H58L59 69V71H60V73H62L63 71H61ZM102 69V68H101ZM103 69H105V68H103ZM115 69H116V67H115ZM7 72V71H6ZM66 73V72H65ZM119 81V80H118ZM117 81V82H118ZM117 82H115V84L117 83ZM119 83V85L121 84V86L123 85L122 83H120V82H118ZM109 85H110V83H108ZM108 84H103V86L105 85L106 86V90H109V91H105V93L106 92H111L110 93V95H112V93L113 94H115L116 93V95H115V98L117 97V95L118 94H120L121 96L123 95L124 97H127V99H128V101H129V103H130V101H132V100H130V99H132V97H131V93H130V90L131 89H129V91H128V88H126L127 86H126V84H125V82H124V84L125 85H123L122 87H120L119 86V90H118V84L117 85H115L114 83H112L111 82V84H114L113 86L112 85H108ZM105 86H104V88H105ZM115 86V87H114ZM117 86V87H116ZM126 86V87H125ZM95 87V89L97 90L98 89V87H96V86H94ZM100 87H102V84L100 85ZM108 87L109 88H113V89H108ZM129 87V86H128ZM103 88V87H102ZM121 88H126L127 89V91H126V89H125V93H123L122 91L119 93V91L121 90ZM87 89L88 88H83L82 89V91H83V93H81L82 91L80 90V92L79 91H73V93L75 92L76 94H73V93H71V92H69V94H64V93H62V94H64L63 96H61V95H59V97H60V99H59V97L57 96V94H56V92H59V91H56V90H54V91H52L51 93H49V94H45V95H41V97L39 96V95H33V94H29L28 96H22L23 97V99H22V97H21V99H22V102H23V107H21L22 105L21 104H19V103H17V101H19V100H17V99H15V100H12L11 102H9L10 104V106H8L7 105V107H6V103L8 104V102H5L4 103V105H5V107H2V108H0V122H2L3 121V125L2 124H0V134L2 135V136H4V142L6 143V145H5V147H3V145H2V143L1 142H3V139H0V146H2V147H0V150H2L3 149V153H2V151H0L2 154H0V161H3L2 159H7L6 160V162H3L4 163V165H10V166H7L8 167V169L2 164V162H0V170H1V172H2V169L4 170V168H3V166L6 168V170H4V174H6L9 170L11 171V175L10 176H12L11 178V182H10V185L9 184H7V183H9V181H7V180H10V178L9 177H7V175H4V177L2 178V180L0 179V214H2V216L0 215V248H1V250H0V255L2 256V258H1V256H0V260L1 261H4L6 264H10L11 262V264H19L18 262H16L17 260H18V258H17V256L16 257H14L15 259H16V261H15V259L13 258V259H11L12 258V256H15V255H17V251H19L17 248H16V246L14 245V244H11L10 242H12V241H10V239L8 238V237H15V235L17 234V232L18 233H20L19 231H23L25 228H24V225H25V223H23V221H22V218H21V222L19 221V213H18V211H16V210H19V208H20V210L21 211H19L20 213L21 212H23L24 213V210L23 209H25L26 207H23L24 205H26L24 202L26 201V202H29L28 204H30V205H28L27 206V208H26V211H25V213H24V216H22L21 214H20V216H22L23 217V219H24V217H25V215H27L29 212H30V210H31V208H32V206L35 204L34 202H38L39 201V203H41V199L38 197V195H37V193H36V190L38 189L37 188V186H40V184L42 185V183H45V180L46 179H48V175H46V176H42L41 174L42 173H44V174H46L48 171H46V168H47V163H49L50 165H51V163H52V161H54V159L52 160V161H50L52 158H54V157H52L53 156V151L52 152H50V150H52V147H50L51 145H52V142L50 143V142H48V143H50V145L48 144V146L51 148H47V149H49V150H47V149H45V147H48L47 146V144H46V142L44 143V140H47V138L49 139L50 137H49V135L48 134H50L51 132H49V133H45V131L46 130H48L49 129V125L51 124H55L56 122V124H60V123H62V125H65V128H67V132L64 130H60V131H62V132H60L62 135H65V136H67V135H70L72 132H73V130H75L72 134H75V132L76 131H78V130H80V131H78L79 133H76L75 135H79V134H81V133H84V136L86 135V137L85 138H87L88 136H90V139H95V140H97L98 141V138L100 137V135H101V138H103L102 140H104V135H109L108 134V132L109 133H111L109 130L107 131V129H110V128H107V129H102L103 131L104 130H106L107 131V134L105 133V132H101L102 134L103 133H105V134H101L100 133V135H99V132L100 131H102L101 129H99L98 130V127L99 126H101V125H99L100 124V122H98V120L97 119H99V117L101 118L102 117V115H103V112L105 113L104 115H103V117L101 118V120H102V122L104 121V117L106 116V114H107V116H106V119H113V118H115V117H113V115L115 114H117L116 112H111V113H114L113 115H112V117H110V114L109 113H107L106 112V110L104 111L103 110V112H102V114H101V111H100V113H99V115H98V113H96L95 114V112H94V110H93V114H95V117L93 116V118H97L98 116V118L97 119H94V120H91V119H93V118H89L90 120H89V122L86 120V118H87V116L89 115H91L90 114V110L88 109V108H90L89 106H92V104L90 103V101H92V103H94L95 104V101H97L96 99H94V98H96V96H98V97H100L99 99H98V97H97V99H98V101H100L101 103H102V105L101 106H104V104H103V102H102V96H103V92H104V90H102V89H100L101 90V92H99V94H97V91L99 90H95V89H93L92 87H91V89L92 90H94V91H96V96L95 97H93L94 96V94H95V92H93V91H90V89H88L89 91H87ZM115 89H116V91H115ZM122 89V90H123ZM87 91V92H86ZM113 91V92H112ZM115 91V92H114ZM94 94H93V93ZM130 94H129V93ZM80 93V94H79ZM90 93H92V96H91V94ZM102 94V96H101V94ZM123 93V94H122ZM50 94H51V96H53L54 94H55V96L54 97H56L57 98V100H55V98L54 99H52V101H49V100H51V99H49L50 98ZM59 94V93H58ZM61 94V93H60ZM71 94V96H69ZM73 94V95H72ZM31 95V96H30ZM82 95V96H81ZM120 95H118L119 97H117V98H119L120 99ZM130 95V97H128ZM68 96V98L67 99H65L66 97ZM91 96V97H90ZM122 96V97H123ZM26 97V98H25ZM28 97V98H27ZM62 97V98H61ZM77 97H79V98H77ZM93 97V99H94V102H93V99H91ZM121 97V98H122ZM122 98V99H125V98ZM33 98V101L31 100ZM130 98V99H129ZM19 99V98H18ZM20 99V100H21ZM84 99V100H83ZM91 99V100H90ZM23 100H26V101H23ZM55 100V101H54ZM116 100V99H115ZM47 101H48V103H47ZM54 101V103H53V105L51 104L52 102ZM58 101V102H57ZM62 101V102H61ZM64 101L65 102H67L66 104H64ZM70 101H73V102H70ZM77 101V102H76ZM117 102H118V99L116 100ZM51 102V103H50ZM68 102H70L69 104H71V105H69L68 104ZM75 102V103H74ZM99 102V103H100ZM119 102H122V100H120ZM123 102H125V101H123ZM126 102H127V100H126ZM46 103V104H45ZM64 105H63V104ZM128 103V104H129ZM19 104V105H18ZM39 104H42V105H39ZM59 104V105H58ZM74 104H76V105H74ZM84 104H86L85 106H83ZM90 104V105H89ZM94 104H93V106H94ZM97 104H98V102L95 104L96 105V108H98V106H97ZM124 104V103H123ZM122 104V105H123ZM125 104H127V103H125ZM132 104V103H131ZM131 104H129V105H127L128 107L131 105ZM21 105V106H20ZM44 105V106H43ZM50 105H52V106H50ZM62 105V107H60ZM78 105V106H77ZM81 105V106H80ZM87 105H89L88 106V108L86 107ZM99 105V104H98ZM12 106V107H11ZM40 106V107H39ZM47 106V107H46ZM54 106H55V109H54ZM64 106H66V107H64ZM74 106V107H73ZM92 106V107H93ZM101 106H99V107H101ZM124 106V105H123ZM126 106V105H125ZM132 106V105H131ZM130 106V107H131ZM8 107H10V109L8 108ZM58 107H60V108H62L61 110H59L60 111V116H59V120H60V122H59V120H57V121H55L56 119H54L55 118V114H56V112L58 111V109L57 108ZM80 107V108H79ZM84 107V108H83ZM130 107L128 108V109H130ZM4 108V109H3ZM93 108H95V107H93ZM92 108V109H93ZM102 108V107H101ZM132 108V107H131ZM40 109V110H39ZM65 111H64V110ZM66 109L69 111V109L71 110H73L72 111V113H74V112H76L74 115H75V118H73V114L71 113V111L69 112V113H67V111H66ZM92 109H91V111H92ZM98 109H100V108H98ZM97 109V110H98ZM103 109V108H102ZM104 109H105V107H104ZM21 110V111H20ZM57 110V111H56ZM96 110V111H97ZM35 111V112H34ZM58 111V112H59ZM67 113V115H72V117H70V116H67L66 115V113ZM81 113V115H80V113ZM98 112V111H97ZM130 112H131V114H132V110L130 109L129 110V114H130ZM18 113V114H17ZM32 113V114H31ZM49 113V114H48ZM84 113V114H83ZM133 113H135V111L133 110ZM2 114L4 115V116H2ZM77 114H78V116H77ZM87 114V115H86ZM101 114V115H100ZM108 114H109V116H108ZM16 115V116H15ZM29 115H31V116H29ZM47 115V116H46ZM54 115V116H53ZM63 115V116H62ZM65 115L67 116V118L69 117V118H71V119H73V120H70V122H69V118L68 119H66L65 118ZM80 115V116H79ZM86 115V116H85ZM7 116V117H6ZM35 116V117H34ZM50 116H52L53 117V120H54V122L55 123H53V121H51L52 119H50V121H51V123H50V121H49V118H51ZM62 116V117H61ZM131 117H130V119H133V117H135L134 115H130ZM2 117H4L3 119H2ZM46 117V118H45ZM63 117H64V119H63ZM116 117H118L119 118V116H116ZM33 118V119H32ZM62 118V119H61ZM81 118H83L82 120H80ZM15 119V120H14ZM58 119V118H57ZM66 119V120H65ZM79 119V120H78ZM14 120V121H13ZM31 120V121H30ZM42 120H43V122H42ZM44 120H48L47 122L45 121L44 122ZM61 120L62 121H65V122H61ZM83 120H86V122H84ZM96 120V121H95ZM100 120V119H99ZM100 120V121H101ZM119 120V119H118ZM117 120V121H118ZM16 121H22V122H25V121H27L26 123H28L27 125V131L25 132V134H22L21 136L20 135H15V134H10V135H8V133H9V131L8 130H10L11 128L10 127H14L16 124H15V122ZM29 121V122H28ZM42 122V124H41V122H40V125H38L39 123L38 122ZM68 121V122H67ZM73 121V122H72ZM76 121V122H75ZM79 121V122H78ZM93 121V122H92ZM106 121V120H105ZM103 122L104 123V125H105V123L107 122ZM31 122V123H30ZM91 122V123H90ZM95 122H97L98 123V125H96L97 127H94L93 125H95ZM36 123V124H35ZM46 123V124H45ZM67 123V124H66ZM88 123V124H87ZM47 125L48 126V128L46 127V129L44 128L45 126L44 125ZM75 124V125H74ZM82 124V125H81ZM84 124V125H83ZM90 124V125H89ZM33 125H38V129L37 128H35ZM66 125H68V127L66 126ZM73 125V126H72ZM88 125V126H87ZM107 125V124H106ZM105 125V127H108V126H106ZM54 126V125H53ZM77 126H79V127H77ZM85 126V127H84ZM10 129H9V128ZM31 127H33L32 129H31ZM63 128H64V126H62ZM75 127V128H74ZM101 127H104V126H101ZM101 127H99V128H101ZM2 128V129H1ZM7 128H8V130H7ZM35 128V129H34ZM88 130H87V129ZM90 128V129H89ZM39 129H41V130H39ZM69 129V130H68ZM77 129V130H76ZM35 130V131H34ZM45 130V131H44ZM82 130V131H81ZM84 130V131H83ZM97 131V135H96V131ZM72 131V132H71ZM92 131V132H91ZM6 132H8V133H6ZM28 132V133H27ZM95 132V133H94ZM115 132V131H114ZM112 133V134H110V135H112V137L114 138V140H112L111 138V140H112V143L114 142V143H117L116 141H115V139H116V137L117 136H115V135H118V134H115V133ZM117 132V131H116ZM5 133V134H4ZM32 133V134H31ZM47 135H45V134ZM86 133H89V135L88 134H86ZM7 134V135H6ZM39 134V135H38ZM67 134V135H66ZM71 134V135H72ZM95 134V135H94ZM51 135H52V133H51ZM92 135V136H91ZM121 135V134H120ZM129 135H131V137L129 136ZM129 135H127V136H129V139H131L130 141H126V140H128V138H126L127 136H125V138L123 137V139H121L120 137L121 136H119V138L120 139H118V137H117V140H119V142H121L122 144H124V142H126V144L125 145H133L134 143H132L133 142V138H134V136H133V134H129ZM29 136H31V137H29ZM80 136H83V134H81ZM83 136V137H84ZM94 136H96L97 138H95ZM6 137V138H5ZM19 137H23L22 139L20 138L19 139ZM35 137H39L38 139H42V138H45L44 140L42 139V140H39L38 142H36L37 141V139L35 138ZM42 137V138H41ZM54 137V136H53ZM92 137V138H91ZM108 138H109V136H107ZM0 138H2L1 136H0ZM106 139V140H110V139ZM34 139H36V141L34 140ZM52 139V138H51ZM50 139V140H51ZM126 139V140H125ZM111 140L109 141V142H111ZM120 140H123L124 142H122V141H120ZM22 141V142H21ZM15 142H17L16 144H15ZM43 142V143H42ZM131 144H130V143ZM41 143V144H40ZM113 143V144H114ZM46 144V145H45ZM95 144H97V142L95 143ZM118 144H120V143H118ZM6 146H8L7 148H6ZM42 146V147H41ZM45 146V147H44ZM38 147V148H37ZM35 148H37V149H35ZM18 149V150H17ZM42 149H44L45 150V152H44V150H42ZM17 152H16V151ZM48 152H47V151ZM32 152V153H31ZM34 152V153H33ZM37 152V153H36ZM71 152L73 153V154H76V152H74L73 150H71ZM78 152V151H77ZM11 153H12V155H13V157H11L12 155H11ZM16 153V154H15ZM20 153V154H19ZM50 153H52V155L50 154ZM81 153V154H80ZM14 154H15V156H14ZM44 154V155H43ZM73 154L71 155L72 156V160L74 159L75 160V158H73ZM19 155H20V157H19ZM43 155V156H42ZM49 155H51L50 157H52L50 160H49ZM78 155L79 156H81L82 158H83V156H86V154L84 153V155L82 154V152H79V154H77V157H78ZM83 155V156H82ZM5 156V157H4ZM11 157V158H10ZM12 159H13V161H14V163H10V161H9V163H8V160H11L12 161ZM76 159H78V158H76ZM23 160L26 162H28L27 163V165H26V163L25 162H23ZM19 161V162H18ZM51 163H50V162ZM78 161V160H77ZM31 162V163H30ZM30 163V164H29ZM35 163V164H34ZM32 164V165H31ZM35 166H34V165ZM39 165V167H38V165ZM3 165V166H2ZM50 165H48V168H49V166ZM18 166H20V169L21 168H23V173L20 171V169H19V167ZM31 166L32 167H34V169L33 168H31ZM41 170L42 169V171H41V173L36 169L37 167ZM46 168H45V167ZM44 168V169H43ZM46 172H45V171ZM48 170V169H47ZM5 171H6V173H5ZM20 171V172H19ZM36 171H38L39 172V174L38 175H36L37 174V172ZM15 173V174H14ZM36 173V174H35ZM21 176H20V175ZM29 174V175H28ZM17 177H16V176ZM19 175V176H18ZM24 177H23V176ZM40 175V176H39ZM0 177H2V174L0 173ZM27 177V178H26ZM37 177V178H36ZM47 177V178H46ZM8 178V179H7ZM26 178V179H25ZM31 178V179H30ZM17 179V180H16ZM28 179H29V181H28ZM35 179V180H34ZM37 179H38V183H37ZM43 179V180H42ZM20 180V181H19ZM27 180V181H26ZM14 181H15V183H14ZM33 181V182H32ZM48 181V180H47ZM18 182V183H17ZM22 182H24V184H22ZM27 182V183H26ZM29 182V183H28ZM47 183V182H46ZM2 184V185H1ZM5 184V185H4ZM20 184V185H19ZM22 184V185H21ZM26 184V185H25ZM39 184V185H38ZM211 184V183H210ZM24 185V186H23ZM30 185V186H29ZM162 183L161 184H159V187L161 186L162 187ZM7 186H8V188H7ZM13 186V187H12ZM15 186V187H14ZM24 187V190H23V187ZM27 188H26V187ZM29 186V187H28ZM5 187V188H4ZM21 187V188H20ZM11 188V189H10ZM26 189V190H25ZM9 190V191H8ZM19 191V194L18 193H16V192H18ZM23 191H25V194H29V196H30V199L28 198L29 196H27V195H24V196H27V199L23 196ZM205 191V193H203V194H206V190H204ZM21 192V193H20ZM27 192V193H26ZM23 193V194H22ZM159 193H161V188L159 189ZM12 194H13V197H11L12 196ZM15 194V195H14ZM22 194V196H20V198L18 197L19 195H21ZM197 194V193H196ZM16 196H17V198H16ZM206 196V195H205ZM22 197V198H21ZM23 197H24V199H23ZM11 198H12V200H11ZM16 198V200H14ZM17 199H18V201H21V202H19V204H17L18 203V201H17ZM21 199V200H20ZM26 199V200H25ZM6 200V201H5ZM27 200H29V201H27ZM190 200V199H189ZM188 200V201H189ZM14 201H16V202H14ZM24 201V202H23ZM191 201H192V199H191ZM194 201V200H193ZM195 201H196V203H197V201H198V203L197 204H200V201H199V198L198 199H195ZM13 202V203H12ZM23 202V203H22ZM203 202V201H202ZM4 203V204H3ZM17 205H16V204ZM34 203V204H33ZM14 204V205H13ZM22 204V205H21ZM24 204V205H23ZM19 205H21V207L19 206ZM13 207V208H10V207ZM14 206H19L17 209H16V207H14ZM200 206H201V208H200ZM199 206V208L198 207H196L195 209H197L196 211H197V214L196 215H194L195 216V218L193 219V221H191V224L189 225V223H188V225H187V227H186V225L183 223V222H181L182 221V216H174V214H171V215H173L172 217H170L168 220H167V223L168 224H165L164 225V227L163 228H165V229H163V228H161L162 227V225H163V223L160 225V231H158L157 233H163V234H165V233H167V232H169L168 230L170 229V230H172V231H174V235L176 236H178V237H180V239L179 240H177V241H179V246H177V248H178V250L180 249L181 250V246L183 247V248H186L187 250H188V253H190V254H194L193 256H195L194 258H192L193 256L192 255H189V254H187V253H182L181 255H178L177 256V259H178V262H180L181 264H183V262H182V257H185V258H187L188 256H191V257H188L187 259H189V261H193V263L194 264H201V262H203V263H208L209 264V257H211L209 254H210V251L209 250H211V251H213L212 250V248H210V244L212 243V246L214 245L213 243H214V241L213 242H211L212 241V237H213V229L215 228L214 226H210V225H212L213 223H209V222H211V220H212V222H213V218L215 217V215L212 213H210L209 212V207L207 206V205H205V206H203V205H200ZM9 207V208H8ZM4 208V209H3ZM15 209V210H14ZM199 209V210H198ZM3 210V212H1ZM11 211V212H10ZM200 211V212H199ZM202 211V212H201ZM206 211V212H205ZM208 211V212H207ZM5 212H6V214H5ZM15 212V213H14ZM50 212V210L49 211H47V209L45 210V213H44V215L46 214V217H49L50 215H51V212ZM10 213V215H8ZM18 213V214H17ZM199 213V214H198ZM203 213H206V215L204 216V214ZM207 213L209 214V216L207 215ZM201 214V219L199 218V215ZM202 214H203V216H202ZM4 215V216H3ZM7 215H8V217H7ZM13 215V216H12ZM211 215V216H210ZM9 216H12V217H9ZM197 216V217H196ZM16 219H15V218ZM174 217V218H173ZM210 219H209V218ZM7 218V221H8V224L10 225H8L6 222H5V224H4V221H6L5 219ZM8 218L10 219V222L12 221L13 223H11L10 224V222H9V220H8ZM45 218V216L42 218V221L43 220H45L44 219ZM175 219V220H173V219ZM177 218V219H176ZM204 218V219H203ZM212 218V219H211ZM18 219V220H17ZM203 219V220H202ZM206 220V221H205ZM210 220V221H209ZM16 221H18L19 222V224L17 225V222ZM177 221V222H176ZM198 221H200V222H198ZM205 221V222H204ZM208 221V222H207ZM3 222V223H2ZM14 222H16V223H14ZM166 222V221H165ZM203 222V223H202ZM180 223H183L184 224V226H185V228H187V229H185L184 228V226L182 225V224H180ZM207 223V224H206ZM172 224V225H171ZM199 226H198V225ZM202 226H201V225ZM204 224V225H203ZM208 225V226H206V225ZM210 224V225H209ZM173 225H175V226H173ZM178 225V226H177ZM181 225H182V227H181ZM195 226V228H193L194 226ZM170 228H169V227ZM190 226V227H189ZM203 226H205L204 228L206 229H203L202 227ZM209 226H210V228H209ZM169 229H168V228ZM172 227V228H171ZM192 227V228H191ZM213 227V228H212ZM175 228H177V229H175ZM198 228V229H197ZM200 228V229H199ZM182 229V232L184 233V229H185V234H183V233H181V230ZM194 229V230H193ZM197 229V230H196ZM202 229H203V231H202ZM209 230V232H208V230ZM7 230H8V232H7ZM165 230V231H164ZM187 230V231H186ZM199 230V231H198ZM205 230V231H204ZM161 231H163V232H161ZM189 231V232H188ZM196 231H198V233L196 232ZM211 231V232H210ZM2 232V233H1ZM176 232H177V234H176ZM192 233V235L191 234H188V233ZM201 232V233H200ZM160 233H159V236H158V238H160V237H163V235L161 236L160 235ZM182 234V236H181V234ZM197 233V234H196ZM1 234H3V235H1ZM200 234V235H199ZM208 234V235H207ZM184 235V236H183ZM187 236H189V238L187 237ZM196 236V237H195ZM203 236V239H201V237ZM206 236V237H205ZM212 236V237H211ZM184 237V238H183ZM186 237V238H185ZM182 238V239H181ZM209 238H210V240H209ZM1 239H3V240H1ZM9 239V240H8ZM184 239V240H183ZM189 239V240H188ZM194 239H196V240H194ZM197 240H200V241H197ZM183 241V242H182ZM184 241H186V242H184ZM191 241V242H190ZM192 241L194 242V244L192 243ZM196 241V242H195ZM201 241H203V242H201ZM4 242V243H3ZM159 242H161V241H159ZM158 242V243H159ZM199 242H200V244H201V246L203 247H201V248H199L200 247V244H199ZM208 244L209 242V244L206 246V243ZM8 243V244H7ZM180 243H181V246H180ZM197 243V244H196ZM193 244V245H192ZM224 244V242H222V245ZM4 245H5V247H4ZM44 245H45V243H43V248H44ZM85 245V244H84ZM190 245V246H189ZM195 245H196V247H195ZM204 245V246H203ZM10 248H9V247ZM86 247L84 248V247H82L81 249H82V252H84L85 250V253H82L81 252V255L83 256L84 254H86V255H84L83 256V258H82V256L80 255V257L82 258L81 260L83 261V263L84 264H97V262H98V264H100V260L101 259H99V258H101L102 256L100 255V253H101V249L99 248V249H97L96 247H90L89 246V244H86L85 245ZM185 246V247H184ZM192 246V247H191ZM194 246V247H193ZM209 246V247H208ZM4 247V248H3ZM10 249V253L9 254H7L6 252L8 251V248ZM188 247H191L190 249L188 248ZM208 249H207V248ZM3 248V249H2ZM5 248H7V250L5 249ZM91 248H92V250H91ZM94 248H96V249H94ZM167 249H169V247L167 246L166 247ZM196 249V250H195ZM3 250H6V252L5 251H3ZM193 250V251H192ZM200 250V251H199ZM13 251H15V252H17V253H15V252H13ZM93 251H97V252H93ZM100 251V252H99ZM190 251V252H189ZM197 251V252H196ZM3 252V253H2ZM20 252H22L21 250H20ZM92 252V253H91ZM94 253V254H93ZM202 253V254H201ZM204 253V254H203ZM209 253V254H208ZM8 255V257H5V255ZM19 254V253H18ZM29 254V255H28ZM97 254H99V256H97ZM180 254V253H179ZM199 256H198V255ZM209 255V256H207V255ZM6 255V256H7ZM20 255H22L21 253H20ZM26 255L28 256V257H30L31 256V258H34V257H36V254H35V252L33 253V252H28V253H26ZM93 257H92V256ZM196 255H197V257H196ZM201 255H204V256H201ZM33 256V257H32ZM87 257V260H86V257ZM91 256V257H90ZM3 257L6 259H8L9 257H11V258H9L10 260V262L8 261V260H2L3 259ZM80 257H78V258H75L76 260V262H75V264H83L82 263V261H81V263H80ZM90 257V258H89ZM207 259H206V258ZM88 258H89V260H88ZM94 260H93V259ZM103 258V257H102ZM181 258V259H180ZM196 258V259H195ZM198 258V259H197ZM205 258V259H204ZM78 259V260H77ZM91 259V260H90ZM96 259V260H95ZM177 259L175 258V260H172V261H175V264H178V262H177ZM201 259V260H200ZM12 260V261H11ZM43 260V259H42ZM97 260H99V261H97ZM180 260V261H179ZM197 260V262H195ZM200 260V261H199ZM207 260V262H205ZM0 261V262H1ZM87 261V263H85V262ZM94 261H96V263L94 262ZM4 262L3 263H1V264H4ZM42 262V261H41ZM45 262V261H44ZM44 262H43V264H44ZM73 261L71 260L69 263H72ZM73 262V263H74ZM92 262H94V263H92ZM177 262V263H176ZM72 263V264H73ZM168 263H170V262H168ZM167 263V264H168ZM179 263V264H180ZM202 263V264H203ZM42 264V263H41ZM171 264H174V262H171Z\"/></svg>", "mask_w": 264, "mask_h": 264}]
</instances>
